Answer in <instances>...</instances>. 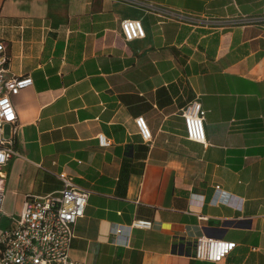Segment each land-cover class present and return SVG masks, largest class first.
Segmentation results:
<instances>
[{
	"label": "crops",
	"instance_id": "1",
	"mask_svg": "<svg viewBox=\"0 0 264 264\" xmlns=\"http://www.w3.org/2000/svg\"><path fill=\"white\" fill-rule=\"evenodd\" d=\"M124 19L145 36L125 41ZM0 41L6 75L33 79L12 96L19 155L3 213L58 190L66 172L90 192L74 260L264 264V0H0ZM192 99L204 143L186 137ZM202 237L235 247L198 259Z\"/></svg>",
	"mask_w": 264,
	"mask_h": 264
},
{
	"label": "built area",
	"instance_id": "2",
	"mask_svg": "<svg viewBox=\"0 0 264 264\" xmlns=\"http://www.w3.org/2000/svg\"><path fill=\"white\" fill-rule=\"evenodd\" d=\"M244 22H251V20ZM120 29L125 41L145 36L140 20L124 19ZM8 54L0 41V222L4 199L6 166L8 161L18 156L15 148L17 115L12 96L30 86L33 79L29 75H6ZM186 137L189 140L204 143L205 111L198 99H192L181 108ZM135 124L144 141H151L152 135L143 116L135 118ZM9 126L10 133L5 136L4 128ZM101 146L108 141L98 136ZM58 179L61 187L47 194H28L16 217L7 227L0 228V264H84L71 258V242L76 236V223L84 217L89 198V190L77 185L71 175L60 172ZM219 188L217 187V190ZM152 222L136 220V228H151ZM116 232L120 233L117 228ZM235 247L234 242L199 238L196 244L195 257L202 260L218 261Z\"/></svg>",
	"mask_w": 264,
	"mask_h": 264
},
{
	"label": "rangeland",
	"instance_id": "3",
	"mask_svg": "<svg viewBox=\"0 0 264 264\" xmlns=\"http://www.w3.org/2000/svg\"><path fill=\"white\" fill-rule=\"evenodd\" d=\"M10 222H12L11 216L8 215V214L3 213L2 219H1V222H0V228L7 227L10 224Z\"/></svg>",
	"mask_w": 264,
	"mask_h": 264
}]
</instances>
